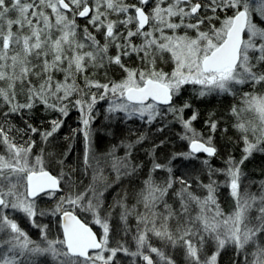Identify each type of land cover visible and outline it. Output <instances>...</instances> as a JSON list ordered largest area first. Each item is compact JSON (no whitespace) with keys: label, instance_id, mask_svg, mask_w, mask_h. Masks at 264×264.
<instances>
[{"label":"snow or ice","instance_id":"snow-or-ice-1","mask_svg":"<svg viewBox=\"0 0 264 264\" xmlns=\"http://www.w3.org/2000/svg\"><path fill=\"white\" fill-rule=\"evenodd\" d=\"M133 58L136 64L130 66ZM162 65H170L169 70ZM114 69L122 73L118 80L108 78ZM94 73H103L107 82ZM186 85L199 98L240 93L242 106L233 105L230 111L242 155L239 160L229 155L222 168L204 159L207 183L173 177L171 167L152 159L135 205L130 209L125 197L115 205L123 209L119 218L126 235L133 231L129 216L136 218L135 251L127 242L113 246L114 206L104 202L114 183L109 175L115 173L119 180L144 167L135 159V149L146 136L131 133L134 139L126 137L97 154L94 107L111 96L116 101L108 113L122 112L126 119L139 117L148 124L171 113L182 124L180 139L189 149L171 159H196L200 153L214 157L219 121L209 115L205 137L193 127L197 111L184 118L192 105L185 101L177 106L174 98ZM244 87L250 90L242 91ZM40 105L63 117L70 105L79 109L82 128L76 131L84 138L82 171L90 175L88 184L74 177L76 169L63 170L67 153L57 159L43 147L35 151L34 136L46 144L63 124L53 119L41 130L29 123V114ZM244 114L252 118L244 119ZM13 117L24 121L23 129L11 123ZM117 148L123 155H116ZM256 152L264 153V0H0V264H118L119 253L139 257L144 264H177L152 245L151 237L179 247L183 264H218L227 245L243 255L244 264H264V181L252 191L242 169ZM53 166L60 168L57 175ZM158 170L169 175L158 182L153 176ZM217 175L224 177L233 200L228 213L220 206ZM44 198L57 202L40 209L37 201ZM12 212L23 214L39 230V238L33 239ZM45 215L59 216L61 236L50 237L49 225L37 223ZM89 215L102 229L99 236L87 223ZM169 221H175L174 229Z\"/></svg>","mask_w":264,"mask_h":264},{"label":"trees","instance_id":"trees-1","mask_svg":"<svg viewBox=\"0 0 264 264\" xmlns=\"http://www.w3.org/2000/svg\"><path fill=\"white\" fill-rule=\"evenodd\" d=\"M78 23L83 27L85 24L84 20H78ZM130 66H135L136 61L133 58L129 61ZM165 70H169L170 65H162ZM122 73L119 69H114L108 73V78L111 79H120ZM61 78L60 76L57 77ZM94 78L99 79L101 82H107V79L104 77L103 73H94ZM240 86H238L239 88ZM242 91H249L250 89L244 87ZM95 91V89H93ZM21 102H23V97H19ZM75 99V97H73ZM185 101L189 102L192 107L185 109L184 118H189L193 111H197L199 116L196 121L193 122V127L205 137L210 134V130L205 124V120L209 118L210 114H214V119L219 121V129L213 134V144L218 149V155L208 158L207 155L197 154L198 158L196 159H183L177 158L175 160L171 159L174 153H182L188 151L187 141L181 140L180 136L183 135L182 124L177 121L171 113L165 115L162 119L157 118L152 124L146 123V121H139L137 119L131 118L128 121L124 120L120 114L117 115L118 118L111 116L108 113L107 109L102 105V102H97L94 107L92 115L95 117L93 124V148L97 154L108 151L112 145L119 144V142L126 137L132 139L135 138V135L143 133L146 136V139L141 145H138L135 149V159L142 163L144 167L140 168L138 172L131 177L124 176L119 180H115L113 174L109 175V180L114 181L111 187L104 194L105 206L112 205L114 206L111 209V218L110 223L114 231L110 232V242L115 246V241L127 242L130 249H135L134 242L132 241L133 233L135 234V221L134 215H130L128 219V227L133 229L132 232H129L127 235L124 233V224L119 219L120 215L115 204L116 201L121 197H125L128 207H133L136 203V193L140 189V178L143 177L147 171V166L151 165L149 161V150H153L154 145H159L154 150V156L160 163H167L169 167L172 168L171 175L173 177H186L190 182L197 177L203 183L208 182L207 176V165H204L202 161L204 159L209 160V164L213 168H222L224 167L223 161L227 159L229 155L234 156L237 160L240 159L242 153L241 149L243 148V143L239 142L240 133L232 127L236 123V118L231 114V107L233 105H241V97L238 92L235 97L230 94L222 95H209L204 98H199L193 90V86L186 85L181 94L178 97L174 98V103L177 106L182 105ZM4 111H7V108H3ZM29 116L25 117L28 119V122L33 124V126L40 127L41 130L49 128V121L53 119H62L63 124L54 135L50 138L46 144L39 143L40 137L34 136L33 138L38 141L36 151L39 152L40 148L43 147L46 149L47 154H53L57 159L60 158L61 154L67 153L65 159L64 171L67 172L69 168L76 169L74 177L76 179L83 180L84 184H88V177L83 175V140L82 135L77 129H80V117L78 108L69 106V114L66 117H63L58 112L54 111H45L42 105L35 108ZM244 119H251L250 114H244ZM114 119L115 122H109V120ZM123 120V121H122ZM11 123L19 129L24 128V121L19 117H13ZM162 129V130H161ZM227 129V131H223ZM134 133L135 135H130ZM67 137V139H66ZM19 139L20 137L17 136ZM27 137H25L26 139ZM161 141L163 143L161 144ZM121 148L115 149L117 154L121 153ZM151 157V156H150ZM243 172L246 174L245 183L251 184V190L256 191L257 186L264 181V153L256 152L254 153L247 161H245L242 166ZM53 174L57 175L60 171L59 167L53 166L51 169ZM107 174V173H106ZM133 176H137L133 177ZM219 178L220 175L214 176L213 179ZM219 181V179H216ZM176 188H179V184L175 185ZM195 187V185H194ZM201 189H197L198 194L201 192ZM59 195V194H58ZM230 195L226 192L225 187L219 188V202L222 210L225 212L230 211V207L233 205V200ZM38 207L40 209L48 208L50 206L49 200H38ZM168 203L172 204L173 207H178V204L175 202L174 198H169ZM138 211H143L142 207L137 209ZM163 211L162 208L159 209ZM195 212H193V215ZM77 215H83L77 213ZM134 216V218L132 217ZM54 221H50L45 217H38L37 223L43 225L48 224L50 229V236H61V229L58 227L57 221L59 216L54 217ZM20 220V221H19ZM20 225H25L26 222L22 218L19 219ZM87 223L90 225V220L87 218ZM170 227L175 228V221H169ZM151 242L160 249H166L172 247L166 241L161 240L156 237H151ZM179 248V247H177ZM176 248V249H177ZM173 249V247H172ZM175 249V248H174ZM173 249V250H174ZM172 252V251H171ZM174 253V251H173ZM118 264H130L133 262L130 257L126 258L122 253L118 254ZM244 264L243 255H237L232 245H227L223 251H221L218 257V264Z\"/></svg>","mask_w":264,"mask_h":264},{"label":"rangeland","instance_id":"rangeland-1","mask_svg":"<svg viewBox=\"0 0 264 264\" xmlns=\"http://www.w3.org/2000/svg\"><path fill=\"white\" fill-rule=\"evenodd\" d=\"M114 101H116V98H114V97H111V96H109V98H107L106 100H102V101H98L99 103L100 102H102V105L106 108V109H108V107H109V105L111 104V103H113ZM78 112H79V117L81 116V113H80V111H79V109H78ZM110 114V113H109ZM118 114H120V116L124 119V120H126V121H128L129 119H126L125 117H124V114L122 113V112H116V113H112L111 114V116H114L115 118H118L117 117V115ZM134 119H137V120H139V121H142L139 117H133ZM116 120H114V119H111V120H109V122H115ZM123 121V120H122ZM94 122V120L91 122V128H92V130H93V123ZM153 122H155V121H153ZM182 126V125H181ZM80 128H82V124H81V122H80ZM182 130H183V133H184V129H183V127L181 128ZM80 134L82 135V133L80 132ZM82 140H83V150H84V147H85V145H84V138H83V135H82ZM187 145H188V142H187ZM189 150V149H188ZM36 151V150H35ZM36 152H38V151H36ZM151 153V154H150ZM116 155L117 156H121V155H123V149L121 150V153L120 154H117L116 153ZM151 156V157H150ZM152 159H156V156H154V153L151 151V150H149V161H151ZM164 164H167V163H164ZM168 165V164H167ZM151 168V165H149V166H147V171H146V173L148 172V170ZM59 172V171H58ZM146 173H145V175L143 176V177H141L140 178V183H139V185H140V187L142 186V184H143V181H144V179L146 178ZM114 176H115V173H112ZM84 175V174H83ZM169 174L166 172V170H158L157 172H155V173H153V176H154V178L159 182V181H162L163 179H165L167 176H168ZM88 177V181H90V175H86V178ZM131 177V176H130ZM133 177H136L137 178V176H133ZM216 179H219V182H220V184H221V186L220 187H225L224 185H223V181H224V177L223 176H220L219 178L217 177ZM218 181V180H217ZM225 189H226V192L229 194V191H228V189L225 187ZM45 200H49L50 202V206L48 207V208H44V210H49V209H51V208H53L54 206H55V204H56V202H57V198H45ZM232 200V199H231ZM38 202L39 201H37V204H38ZM135 204V203H134ZM39 205V204H38ZM116 205V204H115ZM221 206V205H220ZM233 206V205H232ZM117 207V206H116ZM118 209H120L119 210V214L121 213V211H123V209L122 208H120V207H117ZM130 209L132 208V207H129ZM231 209H232V207H230V211H231ZM7 211H11V210H7ZM224 212H225V210H223ZM229 212V211H228ZM228 212H225V213H228ZM14 217H16L17 218V220H19V219H23V220H25L26 222L24 223L25 225H21V227L22 228H24V230L25 231H27L28 233H29V235L33 238V239H38L39 238V230L37 229V228H35V227H33L32 226V224H31V222L30 221H28V219L27 218H25L24 216H23V214H21V213H15V212H12L11 213ZM112 216V215H111ZM119 217H120V215H118ZM43 217H45V218H47V219H49L50 221H54L55 220V216H51V215H45V216H43ZM133 218H134V216H132ZM87 218L90 220V226H92L93 227V229L97 232V234H98V236L101 234V232H102V229L100 228V226L99 225H95L93 222H92V218H91V216L89 215V216H87ZM120 219V218H119ZM20 221V220H19ZM19 221H18V223H19ZM134 221H135V226H136V219H134ZM45 224H46V222H45ZM133 233V235H134V232H132ZM49 234H51V233H49ZM50 237H56L55 235H52V236H50ZM152 243V242H151ZM152 245L154 246V247H156L153 243H152ZM134 247H135V245H134ZM174 249V248H173ZM172 249V247H169V248H166V249H161L162 251H164L166 254H170V255H172V257L176 260V262H177V264H183V255H182V252H181V250L179 249V248H175L174 250ZM131 251H135V249L133 250V249H130ZM212 250L214 251V247L212 248ZM172 251V252H171ZM173 251H174V253H173ZM122 255H125V254H123L122 253ZM126 256V255H125ZM152 256H153V258L154 259H158L157 257H156V255L153 253L152 254ZM129 256H126V258H128ZM131 258V260L133 261V262H130V264H144V262L142 261V259L141 258H139V257H136V258H133V257H130Z\"/></svg>","mask_w":264,"mask_h":264},{"label":"water","instance_id":"water-1","mask_svg":"<svg viewBox=\"0 0 264 264\" xmlns=\"http://www.w3.org/2000/svg\"><path fill=\"white\" fill-rule=\"evenodd\" d=\"M200 154H204V153H200ZM204 155H206V154H204ZM55 175V174H54ZM90 226V225H89ZM90 227H92V226H90ZM92 229H93V227H92ZM93 231L94 232H96L94 229H93ZM97 233V232H96ZM61 235H62V230H61ZM98 235V234H97Z\"/></svg>","mask_w":264,"mask_h":264}]
</instances>
